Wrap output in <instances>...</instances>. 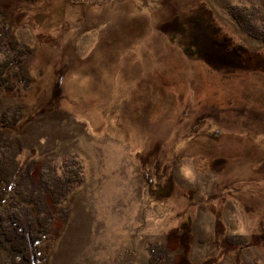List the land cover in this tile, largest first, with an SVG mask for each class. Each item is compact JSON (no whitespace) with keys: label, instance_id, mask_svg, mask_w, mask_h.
Wrapping results in <instances>:
<instances>
[{"label":"rangeland","instance_id":"374dc122","mask_svg":"<svg viewBox=\"0 0 264 264\" xmlns=\"http://www.w3.org/2000/svg\"><path fill=\"white\" fill-rule=\"evenodd\" d=\"M229 7L264 33V0H0L33 49L0 130L37 183L82 164L61 203L10 189L47 225L40 264H264V44Z\"/></svg>","mask_w":264,"mask_h":264},{"label":"trees","instance_id":"16d2710c","mask_svg":"<svg viewBox=\"0 0 264 264\" xmlns=\"http://www.w3.org/2000/svg\"><path fill=\"white\" fill-rule=\"evenodd\" d=\"M228 11L243 32L264 44V33L251 23L246 13L236 7H229ZM1 17L7 19L5 13L0 9ZM0 23H2L0 24V90L13 91L17 87L11 81L9 73H12L18 83L28 87L32 78L27 70L26 61L32 56L33 49L16 40L10 34L7 20ZM3 117L8 126L15 128L23 119V114L20 112V108L13 106L4 112ZM21 149L22 142L20 140L8 132L0 130V246L9 253L11 264H40L44 254L40 252L39 242L47 234V225L41 222L40 218L26 219L27 216L17 201L14 200L13 204L9 203L10 189L16 179H20L22 182V179L27 180L28 178V183L31 186L43 188L44 194L50 192L52 200L55 203H61L72 189L83 182L82 164L72 160L64 166L62 175L55 181H50L48 184L43 181L37 183L32 178L31 168L24 174L19 161ZM59 190H63V192H59ZM32 192L36 197L39 195L37 201L40 204H37L43 206L42 210L44 211L45 207H48L46 196L41 194L43 192H40L39 188ZM50 213L45 209L44 215L50 216ZM41 219L45 220V218ZM158 258L163 257L160 255ZM154 260H151L150 264H160Z\"/></svg>","mask_w":264,"mask_h":264},{"label":"clouds","instance_id":"9594fccd","mask_svg":"<svg viewBox=\"0 0 264 264\" xmlns=\"http://www.w3.org/2000/svg\"><path fill=\"white\" fill-rule=\"evenodd\" d=\"M185 173L187 174V170H185Z\"/></svg>","mask_w":264,"mask_h":264}]
</instances>
